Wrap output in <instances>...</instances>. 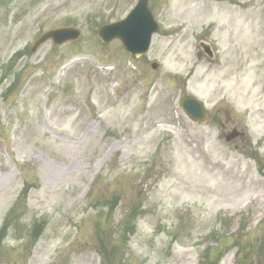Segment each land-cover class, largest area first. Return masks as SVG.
I'll list each match as a JSON object with an SVG mask.
<instances>
[{
  "label": "rangeland",
  "instance_id": "374dc122",
  "mask_svg": "<svg viewBox=\"0 0 264 264\" xmlns=\"http://www.w3.org/2000/svg\"><path fill=\"white\" fill-rule=\"evenodd\" d=\"M137 2L0 8V264H117L100 239L119 264H264V0H149L160 29L133 60L98 30ZM64 27L81 39L30 53Z\"/></svg>",
  "mask_w": 264,
  "mask_h": 264
},
{
  "label": "water",
  "instance_id": "95a60500",
  "mask_svg": "<svg viewBox=\"0 0 264 264\" xmlns=\"http://www.w3.org/2000/svg\"><path fill=\"white\" fill-rule=\"evenodd\" d=\"M147 2L148 0H140L136 8L124 21L102 27L99 31L102 42L108 43L114 39H120L126 50L132 53L134 57H142L149 50L152 35L158 30L148 9ZM79 37L80 33L77 30H57L43 36L36 43V47L50 38L55 41L56 45H61L67 41H76ZM198 47L210 61H214L213 53L208 44L200 42ZM153 68L157 69V66L153 65ZM181 107L191 120L198 123L207 120V112L199 101L185 98L181 102ZM238 136L239 134L234 131L227 138V141Z\"/></svg>",
  "mask_w": 264,
  "mask_h": 264
},
{
  "label": "trees",
  "instance_id": "16d2710c",
  "mask_svg": "<svg viewBox=\"0 0 264 264\" xmlns=\"http://www.w3.org/2000/svg\"><path fill=\"white\" fill-rule=\"evenodd\" d=\"M24 199H25V197H24ZM100 245H101L100 247H101L102 251H104V256L106 257L105 259L107 260V262H108V259L110 260V258H107V257H110L113 255L114 260H116V257H117V264H119L118 254H117V252L119 253V248L116 246H112V247L110 246L109 247L107 242L104 241L103 239H100ZM109 264H111L110 261H109ZM113 264H115V263H113Z\"/></svg>",
  "mask_w": 264,
  "mask_h": 264
}]
</instances>
